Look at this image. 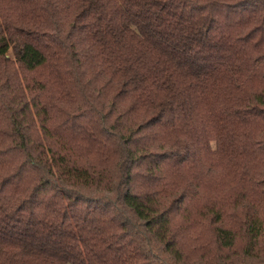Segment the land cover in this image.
<instances>
[{"label": "trees", "instance_id": "trees-1", "mask_svg": "<svg viewBox=\"0 0 264 264\" xmlns=\"http://www.w3.org/2000/svg\"><path fill=\"white\" fill-rule=\"evenodd\" d=\"M0 264H264V0H0Z\"/></svg>", "mask_w": 264, "mask_h": 264}]
</instances>
